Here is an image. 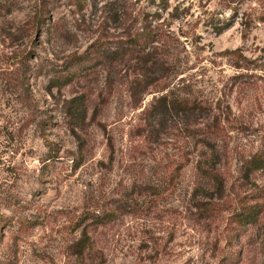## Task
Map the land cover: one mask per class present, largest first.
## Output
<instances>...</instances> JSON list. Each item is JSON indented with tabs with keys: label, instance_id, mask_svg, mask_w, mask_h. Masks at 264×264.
<instances>
[{
	"label": "rangeland",
	"instance_id": "obj_1",
	"mask_svg": "<svg viewBox=\"0 0 264 264\" xmlns=\"http://www.w3.org/2000/svg\"><path fill=\"white\" fill-rule=\"evenodd\" d=\"M141 20L168 34V90L211 109L219 133L172 112L160 139L146 138L158 93L135 103L130 67L93 60ZM78 97L81 150L69 112ZM255 155L264 156V3L0 0V264H81L84 235L95 264H264ZM207 158L215 181L203 174Z\"/></svg>",
	"mask_w": 264,
	"mask_h": 264
},
{
	"label": "trees",
	"instance_id": "obj_2",
	"mask_svg": "<svg viewBox=\"0 0 264 264\" xmlns=\"http://www.w3.org/2000/svg\"><path fill=\"white\" fill-rule=\"evenodd\" d=\"M86 1L80 0V4L85 6ZM243 1L245 0H238L239 3ZM256 1L264 3V0ZM122 16L124 17V14ZM126 22L127 20H123L122 24ZM138 23H140L139 26ZM123 30L121 36L125 41L117 43L114 47L94 49L93 54L95 56L93 60H101V63H118L130 67L133 77L127 84L130 98L135 103L140 102L142 96L149 94L150 90H152V93H158V97L154 98L153 104L146 113L148 118L145 121V129L142 130V132H146V138L159 140L167 127L166 118L172 112L176 114L183 113L193 121L192 124L205 128L208 134L215 133L216 135L219 133L222 119L218 115L211 114V109L202 108L196 101L189 102V99L172 95L168 90L167 81L171 66L167 55L162 54L163 48L168 45V34L160 32L158 27L152 26V21L146 25L142 20L137 21L136 24L128 25ZM69 103V112L74 121L71 129L77 138L78 148L81 150L84 147V142L76 135L75 130L83 129V123L87 118L86 101L82 97H78L72 99ZM185 130L188 129L185 128ZM212 140L215 139H211L209 136L203 139L200 142L202 148L209 152L213 151L215 141L212 142ZM250 161L251 166L255 165L257 169L264 168V156L255 155ZM81 162L79 161L77 165H80ZM204 165L206 167H204L203 174L215 181L217 179V173L214 172L215 162L211 158H207ZM247 217L246 215L244 225L251 222ZM94 250L91 240L87 235H84L74 246V255L81 264H95L93 262L96 260ZM97 264L101 263L98 261Z\"/></svg>",
	"mask_w": 264,
	"mask_h": 264
}]
</instances>
